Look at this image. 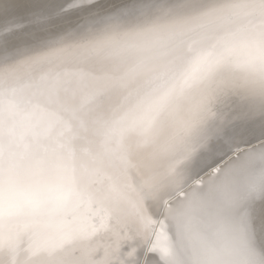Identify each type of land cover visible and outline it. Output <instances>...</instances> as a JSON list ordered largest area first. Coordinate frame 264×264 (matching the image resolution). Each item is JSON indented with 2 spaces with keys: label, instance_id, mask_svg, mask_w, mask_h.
Here are the masks:
<instances>
[{
  "label": "bare ground",
  "instance_id": "1",
  "mask_svg": "<svg viewBox=\"0 0 264 264\" xmlns=\"http://www.w3.org/2000/svg\"><path fill=\"white\" fill-rule=\"evenodd\" d=\"M262 47L264 0H0L6 198L69 122L97 129L80 165L101 210L21 221L33 264H136L159 221L149 264H264L234 211L264 195Z\"/></svg>",
  "mask_w": 264,
  "mask_h": 264
},
{
  "label": "snow or ice",
  "instance_id": "2",
  "mask_svg": "<svg viewBox=\"0 0 264 264\" xmlns=\"http://www.w3.org/2000/svg\"><path fill=\"white\" fill-rule=\"evenodd\" d=\"M32 15L37 23L46 20L44 11L33 9ZM260 57L264 62V47ZM259 127L264 135V118ZM67 128L61 157L53 158L47 153L37 157L7 198L0 173V264H33L29 254L34 237L18 230L21 221H40L54 226L55 218L70 220L84 213L94 219L101 210L100 202L82 176L80 165L81 154H94L93 137L97 129L82 121L69 122ZM234 211L251 244L264 257V195L256 202L242 198ZM140 255L138 252L137 256ZM152 255L149 252L144 257V264H149Z\"/></svg>",
  "mask_w": 264,
  "mask_h": 264
},
{
  "label": "water",
  "instance_id": "3",
  "mask_svg": "<svg viewBox=\"0 0 264 264\" xmlns=\"http://www.w3.org/2000/svg\"><path fill=\"white\" fill-rule=\"evenodd\" d=\"M248 146L247 145H240L239 147H236L234 149H231L229 151H226L225 155L223 157H219L220 159H216L213 163H211L210 165L207 166V169L205 170V172L202 174L205 175L209 172H213L215 170V168H219L220 165H224L225 161H227V159H232L233 157H236L237 154L239 153V151L247 148ZM225 157L224 160H222L223 158ZM222 160V161H221ZM202 176H199V177H195L193 179H191L186 185H191L192 183H196L197 181H199V179L202 177ZM185 187H180V188H177V191H175L174 195L173 196H179L181 193H183ZM159 217V216H158ZM162 234H165L164 233V229L161 225V222H154V225L151 224V228L149 230V233L147 235V239L145 241V252L143 253V257L146 255L147 252H152V250L156 249V244H155V239L158 238L159 236H161ZM150 248H152V250L150 251ZM143 257H141V260L139 261V264H142V261H143ZM159 259V258H157ZM137 264V262H136Z\"/></svg>",
  "mask_w": 264,
  "mask_h": 264
}]
</instances>
